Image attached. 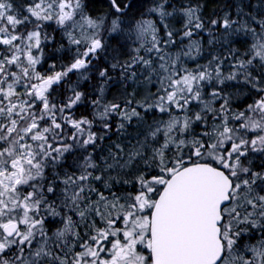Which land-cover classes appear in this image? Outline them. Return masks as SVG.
I'll list each match as a JSON object with an SVG mask.
<instances>
[{"label": "snow or ice", "instance_id": "6c2138e0", "mask_svg": "<svg viewBox=\"0 0 264 264\" xmlns=\"http://www.w3.org/2000/svg\"><path fill=\"white\" fill-rule=\"evenodd\" d=\"M0 264H264V0H0Z\"/></svg>", "mask_w": 264, "mask_h": 264}]
</instances>
